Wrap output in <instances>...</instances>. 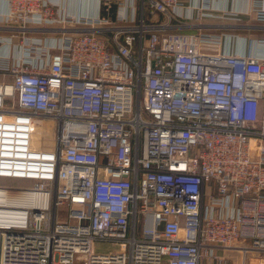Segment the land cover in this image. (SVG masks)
Instances as JSON below:
<instances>
[{"label":"built area","instance_id":"1","mask_svg":"<svg viewBox=\"0 0 264 264\" xmlns=\"http://www.w3.org/2000/svg\"><path fill=\"white\" fill-rule=\"evenodd\" d=\"M7 6L23 56L0 58V264H264V60L207 31L230 13L213 0H104L95 18ZM43 122L49 150L34 147Z\"/></svg>","mask_w":264,"mask_h":264},{"label":"crops","instance_id":"2","mask_svg":"<svg viewBox=\"0 0 264 264\" xmlns=\"http://www.w3.org/2000/svg\"><path fill=\"white\" fill-rule=\"evenodd\" d=\"M55 8L73 17L95 18L100 13L104 0H52ZM214 6L230 13L229 17H216L206 20L207 31L224 37V52L235 56H250L264 60V24L255 19L256 0H213ZM7 0H0V58H21L23 56L22 37L15 38L16 28L2 23L1 19L7 12ZM232 14H237L234 17ZM220 16V15H218ZM222 17V16H221ZM152 21L151 18L148 20ZM81 27H69L67 34H77ZM34 39L57 38L37 32L27 34ZM10 76L0 74V82L10 81Z\"/></svg>","mask_w":264,"mask_h":264},{"label":"rangeland","instance_id":"3","mask_svg":"<svg viewBox=\"0 0 264 264\" xmlns=\"http://www.w3.org/2000/svg\"><path fill=\"white\" fill-rule=\"evenodd\" d=\"M48 122H43L42 124L36 125L37 132L35 134L34 147L38 150H49L54 148L53 143L56 142L57 128L55 126L47 125ZM17 186L30 187V182H16ZM62 209L60 211H63ZM113 248L110 246H100L98 251L101 253H106L112 251Z\"/></svg>","mask_w":264,"mask_h":264},{"label":"trees","instance_id":"4","mask_svg":"<svg viewBox=\"0 0 264 264\" xmlns=\"http://www.w3.org/2000/svg\"><path fill=\"white\" fill-rule=\"evenodd\" d=\"M115 12H116V5L114 4V5L112 6V8H111L110 13H109V16H110V18H111L112 20L115 19ZM103 13H104V15H108L107 12H105L104 8H103Z\"/></svg>","mask_w":264,"mask_h":264}]
</instances>
